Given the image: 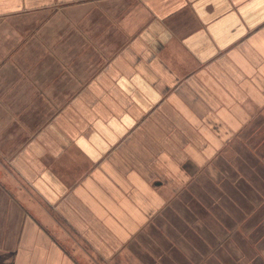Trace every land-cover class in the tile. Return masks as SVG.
<instances>
[{
  "label": "crops",
  "instance_id": "0c3cea01",
  "mask_svg": "<svg viewBox=\"0 0 264 264\" xmlns=\"http://www.w3.org/2000/svg\"><path fill=\"white\" fill-rule=\"evenodd\" d=\"M263 105L264 0H0V264H129Z\"/></svg>",
  "mask_w": 264,
  "mask_h": 264
},
{
  "label": "rangeland",
  "instance_id": "374dc122",
  "mask_svg": "<svg viewBox=\"0 0 264 264\" xmlns=\"http://www.w3.org/2000/svg\"><path fill=\"white\" fill-rule=\"evenodd\" d=\"M252 116L212 161L218 175L214 192L211 180L205 185L195 176L198 168L192 162L183 165L194 181L185 193L194 198L181 196L183 188L172 193L132 242L141 246L146 264L260 263L255 255L264 257V105Z\"/></svg>",
  "mask_w": 264,
  "mask_h": 264
},
{
  "label": "trees",
  "instance_id": "16d2710c",
  "mask_svg": "<svg viewBox=\"0 0 264 264\" xmlns=\"http://www.w3.org/2000/svg\"><path fill=\"white\" fill-rule=\"evenodd\" d=\"M219 171H221V168L219 169ZM187 196L188 197H186V198H191V196H189V195H187ZM239 242H242V240L239 239L237 244H239ZM229 251H231V253H233V250L231 248H229ZM234 251H235V249H234ZM235 255H236V252H235ZM237 256H238V254H237ZM252 256H253V254H252ZM255 256H256V258L258 257V255H255ZM255 256H253V257H255ZM143 258L146 259V256H144V254H142L141 250H137V251L129 250V260H130L129 264H145L142 262V261H144ZM223 261H224V259H223ZM149 264H152V263H149Z\"/></svg>",
  "mask_w": 264,
  "mask_h": 264
},
{
  "label": "flooded vegetation",
  "instance_id": "af4514ba",
  "mask_svg": "<svg viewBox=\"0 0 264 264\" xmlns=\"http://www.w3.org/2000/svg\"><path fill=\"white\" fill-rule=\"evenodd\" d=\"M259 259H260V263L259 264H264V257L262 258V256L259 254L258 255Z\"/></svg>",
  "mask_w": 264,
  "mask_h": 264
}]
</instances>
